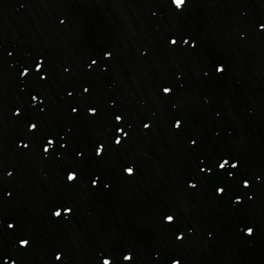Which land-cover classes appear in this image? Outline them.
I'll use <instances>...</instances> for the list:
<instances>
[{
    "label": "snow or ice",
    "instance_id": "1",
    "mask_svg": "<svg viewBox=\"0 0 264 264\" xmlns=\"http://www.w3.org/2000/svg\"><path fill=\"white\" fill-rule=\"evenodd\" d=\"M118 118V117H117ZM33 128H35V125H32Z\"/></svg>",
    "mask_w": 264,
    "mask_h": 264
}]
</instances>
